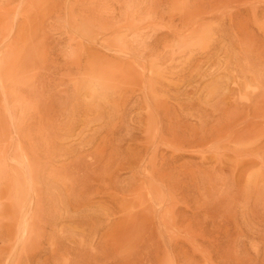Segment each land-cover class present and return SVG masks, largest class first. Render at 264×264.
Returning a JSON list of instances; mask_svg holds the SVG:
<instances>
[{"label":"rangeland","instance_id":"1","mask_svg":"<svg viewBox=\"0 0 264 264\" xmlns=\"http://www.w3.org/2000/svg\"><path fill=\"white\" fill-rule=\"evenodd\" d=\"M0 264H264V0H0Z\"/></svg>","mask_w":264,"mask_h":264}]
</instances>
